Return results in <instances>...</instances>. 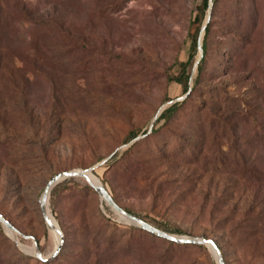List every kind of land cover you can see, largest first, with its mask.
Returning a JSON list of instances; mask_svg holds the SVG:
<instances>
[{"label": "rangeland", "instance_id": "1", "mask_svg": "<svg viewBox=\"0 0 264 264\" xmlns=\"http://www.w3.org/2000/svg\"><path fill=\"white\" fill-rule=\"evenodd\" d=\"M201 4L0 0V212L44 256L54 251L40 203L48 183L94 168L127 212L213 239L225 264H264V0H212L188 95L171 78L193 52ZM70 179L50 194L64 237L53 264H218L209 247L128 223ZM26 252L0 222V264H39Z\"/></svg>", "mask_w": 264, "mask_h": 264}, {"label": "water", "instance_id": "2", "mask_svg": "<svg viewBox=\"0 0 264 264\" xmlns=\"http://www.w3.org/2000/svg\"><path fill=\"white\" fill-rule=\"evenodd\" d=\"M211 9H212V0H209V14L207 17V20L205 22V24L203 25L201 32L203 34V32H205L206 26L209 23L210 17H211ZM199 50H200V58L196 63V67L198 66V63L202 60L203 58V49H202V37H200L199 40ZM160 115V114H159ZM158 115V117H159ZM111 159V156L104 159L102 162H100L98 164V166L105 164L108 160ZM93 169H79V170H70V171H65V172H61L57 175H55L50 182L48 183L42 198H41V208L43 211V215L44 218L46 220V223L48 225V227L52 230L53 227H56L57 232L59 233L61 240L60 243L58 244V246L54 249V251L47 256H44L41 251L38 248V243L36 241V239L32 236H26L24 234H22L19 230H17V228H15V226H13L4 216L3 214L0 212V222L2 223V225L4 226L5 230L9 229L11 231H13L14 233H16L17 235L22 236L25 239H31L33 240V244L36 248V252L34 254H30L31 256L36 257L39 260L42 261H51L54 258H56L58 256V254L60 253L63 244H64V237L63 234L60 230L59 227L55 226L52 222V220L49 218V199H50V194L52 189L57 186L58 184H60L61 182L70 179V178H82L85 179L102 197L103 200H105L107 202V204L109 206H111V208L118 214L124 215L129 219L128 223H131L137 227L142 228L143 230L156 235L158 237H161L163 239H166L168 241L171 242H175L178 244H192V245H204V246H213L218 254V258L216 259L218 264H225L224 260H223V255L222 252L220 250V248L218 247L217 243L210 238H206V237H189V236H179V235H175V234H171L168 233L166 231H163L151 224H149L148 222L138 218L137 216L127 212L125 209H123L112 197V195L108 192V190L102 185V183H98L95 184L92 182L91 180V175H93ZM27 253V252H26ZM29 254V253H27Z\"/></svg>", "mask_w": 264, "mask_h": 264}, {"label": "trees", "instance_id": "3", "mask_svg": "<svg viewBox=\"0 0 264 264\" xmlns=\"http://www.w3.org/2000/svg\"><path fill=\"white\" fill-rule=\"evenodd\" d=\"M215 4V2H214ZM209 10V0H202V4H201V8L200 10L198 11V14L195 16L194 18V23L197 24V27L195 28L194 32L191 34V39H192V48H193V52L192 54L189 56L188 60L186 62H182L180 64V71L178 72V74L174 77L171 78V80L173 82H175L176 84L178 85H181L183 87V91L185 94H190L194 88H195V85H196V81H198V78L197 80H193V77H192V72H191V66L193 65L194 63V58H195V53L197 51V48L199 46V40H200V31H201V28L203 27L204 23H205V19H206V16H207V11ZM212 11H213V8L211 9V16H212ZM5 24H7V20L5 21ZM210 32V22L208 23V25L206 26V29H205V34H204V37L202 38V49H203V58L202 60L198 63V66H197V69H198V72H199V76L200 74L203 72L204 70V61H205V58H206V55H207V51H208V43H207V38H208V33ZM193 82V85L191 86ZM181 105L182 103H179V102H176L174 104H172L171 106L167 107L162 113L161 115L159 116V118L157 119L155 125H157L158 123L164 121H168L170 119H172L175 114L179 111V109L181 108ZM156 127H154L151 132L147 133V132H144L143 135L146 136V138H148V136L150 135H153L156 133ZM138 136V133H133L130 135V138H129V141L135 139L136 137ZM136 144V143H135ZM135 144H133L127 151H126V154L132 150V148L135 146ZM72 181V179L70 180H66L64 181L65 183L67 182H70ZM107 189V187H105ZM108 190V189H107ZM109 192V191H108ZM110 193V192H109ZM113 197V196H112ZM113 199L115 200V198L113 197ZM116 201V200H115ZM130 212V211H129ZM137 216V215H136ZM138 217V216H137ZM140 218V217H138ZM142 220H144L143 218H140ZM146 221V220H144ZM147 222V221H146ZM149 223V222H148ZM151 224V223H149ZM153 225V224H151ZM163 231H166V229H163L161 226H156V225H153ZM216 242V241H215ZM171 244H175L173 242H170ZM187 245V244H185ZM218 245V244H217ZM219 247V245H218ZM220 248V247H219ZM63 249H61L60 253L58 254V256L56 258H54L53 260L51 261H42V260H38V263L39 264H53L52 261L55 262V260L57 259H60V256H61V252H62ZM26 258H28L27 256H25Z\"/></svg>", "mask_w": 264, "mask_h": 264}, {"label": "bare ground", "instance_id": "4", "mask_svg": "<svg viewBox=\"0 0 264 264\" xmlns=\"http://www.w3.org/2000/svg\"><path fill=\"white\" fill-rule=\"evenodd\" d=\"M91 180H92V182L95 183V184L101 183V181H100L96 176H94V175H91ZM119 215L121 216L122 219H124V220H126V221L129 222V219H128L126 216L121 215V214H119ZM49 218L52 220V222H53V224H54L55 226L59 227V225H58L56 219L53 217V215L51 214L50 211H49ZM7 231H8V233H9L11 236H13V238H14L15 241H16V243H17L20 247H22L23 249H25L27 252H29V253H31V254H34V253L36 252V248H35L34 245H33V246H25V245H23V244L21 243V241L19 240V238L16 236V235H17L16 233H14L13 231H11V230H9V229H7ZM52 234H53V244H54V249H55V248L58 246V244L60 243L61 237H60L59 233L57 232L56 227H53V229H52ZM208 247H209L210 251L212 252V254L214 255V257L217 259V258H218V254H217L215 248H214L213 246H211V245H209ZM49 255H50V254H49Z\"/></svg>", "mask_w": 264, "mask_h": 264}]
</instances>
